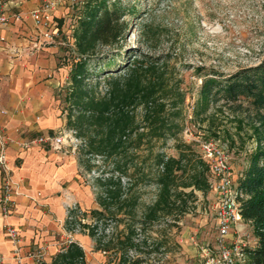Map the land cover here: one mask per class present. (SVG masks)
<instances>
[{
  "label": "trees",
  "instance_id": "trees-1",
  "mask_svg": "<svg viewBox=\"0 0 264 264\" xmlns=\"http://www.w3.org/2000/svg\"><path fill=\"white\" fill-rule=\"evenodd\" d=\"M110 1H85L74 32L79 58L65 88L66 128L83 140L78 162L88 171L99 169L93 185L99 208L81 213L79 205L70 208L64 226L72 231L78 225L95 240L97 250H112L114 264H143L154 250L145 238L137 242L136 237L162 220L171 219L167 226H177L195 199L194 190L210 189V166L179 139L186 124L187 91L168 59L134 60L118 74L105 76L103 92L97 90L100 80L91 82V58L98 46L113 45L125 29L120 6L111 7ZM198 72L202 82L195 116L211 121L214 135L232 147L245 143L243 132L255 142L236 188L241 215L257 238L255 247L244 249L245 264H264V55L257 64L232 72L204 66ZM228 122L235 129L227 128ZM170 139L176 141L178 155L156 150L157 143L164 146ZM150 181L158 186L157 197L139 215L138 187ZM120 224L125 228L115 231ZM112 225L111 235L106 234ZM47 264H87L85 249L72 240Z\"/></svg>",
  "mask_w": 264,
  "mask_h": 264
},
{
  "label": "rangeland",
  "instance_id": "rangeland-1",
  "mask_svg": "<svg viewBox=\"0 0 264 264\" xmlns=\"http://www.w3.org/2000/svg\"><path fill=\"white\" fill-rule=\"evenodd\" d=\"M85 1L65 3L67 7L65 15L59 18L61 38L65 42L61 61L67 64L70 70L79 55L78 51H74L77 45L73 44V36ZM114 3L121 8V21L124 22L125 29L113 45L98 46L96 54L91 58V69H95L91 82L95 84L100 80L97 90L103 92L106 85L105 76L118 74L119 69L134 60L146 56L168 59L169 64L176 67V74L182 77V87L187 91L184 126L187 132L183 131L179 139L191 144L192 151L194 150L195 154L204 160L201 147L204 142L213 141L222 147L228 154L231 173L236 182L248 165V158L254 150L255 142L248 133L243 132L245 143L232 147L227 140L214 135L211 121L207 118L204 120L205 116L203 118L195 116L198 89L202 82L198 69L204 66L207 69L232 72L242 66L257 64L262 59L264 0H111L110 6L113 7ZM110 68L116 72L108 73ZM65 96L66 92L59 105L62 114L67 116L69 102L65 100ZM140 113L139 110V118ZM225 125L227 128L230 126L235 129V125L230 122ZM59 130L70 134L72 147H76V150L73 152L72 147H67L68 155L74 154L77 159L80 151L82 152V138L73 130L67 129L66 124L57 129ZM175 145L176 141L170 139L164 146L161 142L157 143L156 150L178 155ZM149 164L150 162L147 166ZM101 168H105V165L103 164ZM98 170L95 167L88 171L80 165L78 168L80 185L82 187L94 185L95 178L99 175ZM208 180L210 183V172ZM138 192L141 194L140 215L144 207L155 201L158 186L155 181H150L141 184ZM194 192L195 199L189 204L187 213L177 226H167L171 224V219L162 220L136 237L137 242L145 238L149 250H154L143 264H228L217 239V194L212 186L208 191L195 189ZM78 205L81 210H85L76 201L65 206L69 211L71 207ZM86 221L92 222V219L86 218ZM124 228V224H120L116 226L115 231ZM112 230L113 225L107 227L106 234L111 235ZM80 231L78 227V231L73 235L81 233ZM65 234L72 235L66 229ZM107 239L108 236L104 240ZM91 240L89 244L80 242L87 253L88 264H114L117 255L112 250L108 252L97 250L95 240ZM225 244L232 253L233 264H245L247 255H237L234 248L239 245L244 251L247 247L253 248L257 245V238L250 223L243 219L237 223ZM131 252L134 254V251Z\"/></svg>",
  "mask_w": 264,
  "mask_h": 264
},
{
  "label": "crops",
  "instance_id": "crops-1",
  "mask_svg": "<svg viewBox=\"0 0 264 264\" xmlns=\"http://www.w3.org/2000/svg\"><path fill=\"white\" fill-rule=\"evenodd\" d=\"M46 1L49 0H0V14H24L22 20L0 26V125L9 138L8 163L18 191L14 195L17 205L10 217L5 218L0 208V264H18L13 257L15 246L3 229L6 223L20 231L24 264H37L31 254L41 248L50 263L68 245L65 205L76 201L85 210L99 208L94 186L80 185V164L74 154L68 155V146L54 150L34 145L25 150L19 145V141L56 132L67 121L59 105L70 83L69 66L61 61L63 38L44 43L28 16ZM66 9L64 3L55 12L65 15ZM1 110L6 113L1 114ZM73 237L79 242H92L86 232Z\"/></svg>",
  "mask_w": 264,
  "mask_h": 264
},
{
  "label": "built area",
  "instance_id": "built-area-1",
  "mask_svg": "<svg viewBox=\"0 0 264 264\" xmlns=\"http://www.w3.org/2000/svg\"><path fill=\"white\" fill-rule=\"evenodd\" d=\"M79 0H49L46 1L43 5L36 7L28 15L32 19L34 26L38 29V33L43 37L44 43H49L54 41L56 38L62 37V30L60 28V21L56 14V9L67 2H78ZM23 12H15L10 14L5 12L0 14V26L7 24H13L23 19ZM1 39V41H3ZM62 41V40H61ZM63 44L65 42L62 41ZM73 44L75 46L76 39L73 36ZM72 45V44H71ZM73 46V45H72ZM77 51V48L76 50ZM79 56V55H78ZM79 57H77L78 60ZM5 110H1V114H5ZM186 133L187 130H184ZM69 133L66 131H56L54 133H47L42 136H37L32 140L19 141V145L22 149L28 150L32 146H43L50 147L51 149L58 150L63 146L72 147V138H69ZM8 136L5 133V130L0 125V169H2L3 180L0 184V208L1 213L4 217H10L17 205V200L14 198V195L18 193L17 184L13 183L11 179V167L8 163ZM71 140V141H70ZM202 150L204 153V158L206 162L209 163V172L211 175V186L215 190L218 199V206L216 211V224L218 230V244L222 249L224 259L228 260V264H233L232 262V253L230 249L226 248V239L231 235L234 226L242 221L243 217L240 212V201L238 200V193L236 188V182L231 173L228 154L226 151L218 146L215 142L209 141L202 144ZM76 147H72V151L75 152ZM77 208V206L71 207ZM83 210H80V213ZM244 220V219H243ZM85 221V220H84ZM78 226L69 231L72 233L69 236L67 243L69 244L72 240H75L73 233L78 231ZM5 234L12 242V245L15 246L13 249V257L18 262V264H24L22 257V242L23 238L20 235L19 229L14 225L6 223L3 227ZM81 229V228H80ZM235 253L239 256L245 255L243 249L237 245L234 248ZM234 253V252H233ZM34 257V260L37 264H47L45 261L44 249H38L31 254ZM1 259V258H0Z\"/></svg>",
  "mask_w": 264,
  "mask_h": 264
}]
</instances>
